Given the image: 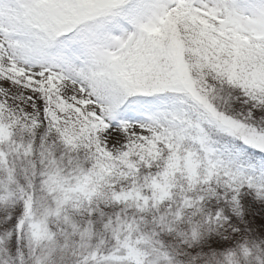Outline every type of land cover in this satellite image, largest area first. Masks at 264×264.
I'll return each instance as SVG.
<instances>
[{"label":"snow or ice","instance_id":"obj_1","mask_svg":"<svg viewBox=\"0 0 264 264\" xmlns=\"http://www.w3.org/2000/svg\"><path fill=\"white\" fill-rule=\"evenodd\" d=\"M0 264H264V0H0Z\"/></svg>","mask_w":264,"mask_h":264},{"label":"rangeland","instance_id":"obj_2","mask_svg":"<svg viewBox=\"0 0 264 264\" xmlns=\"http://www.w3.org/2000/svg\"><path fill=\"white\" fill-rule=\"evenodd\" d=\"M255 211H258V209L255 210ZM260 222H261V221L259 220V218H256L255 223H256V224H259Z\"/></svg>","mask_w":264,"mask_h":264},{"label":"trees","instance_id":"obj_3","mask_svg":"<svg viewBox=\"0 0 264 264\" xmlns=\"http://www.w3.org/2000/svg\"><path fill=\"white\" fill-rule=\"evenodd\" d=\"M250 219H251V217H250Z\"/></svg>","mask_w":264,"mask_h":264}]
</instances>
